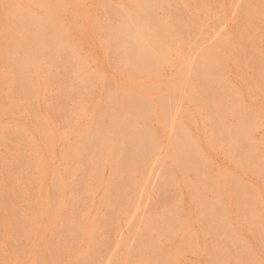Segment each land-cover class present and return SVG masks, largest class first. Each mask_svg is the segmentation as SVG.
<instances>
[{"label": "rangeland", "instance_id": "374dc122", "mask_svg": "<svg viewBox=\"0 0 264 264\" xmlns=\"http://www.w3.org/2000/svg\"><path fill=\"white\" fill-rule=\"evenodd\" d=\"M0 264H264V0H0Z\"/></svg>", "mask_w": 264, "mask_h": 264}, {"label": "bare ground", "instance_id": "6f19581e", "mask_svg": "<svg viewBox=\"0 0 264 264\" xmlns=\"http://www.w3.org/2000/svg\"><path fill=\"white\" fill-rule=\"evenodd\" d=\"M124 19V18H123ZM126 19V18H125ZM136 23V22H135ZM127 39H128V37H127ZM126 40V39H125Z\"/></svg>", "mask_w": 264, "mask_h": 264}]
</instances>
